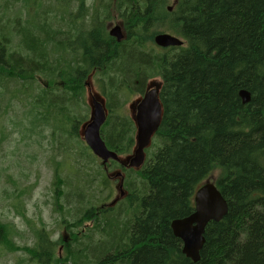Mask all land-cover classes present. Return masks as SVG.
<instances>
[{
    "label": "trees",
    "instance_id": "1",
    "mask_svg": "<svg viewBox=\"0 0 264 264\" xmlns=\"http://www.w3.org/2000/svg\"><path fill=\"white\" fill-rule=\"evenodd\" d=\"M16 1L13 7L10 0H0L7 17L13 12L15 21L8 26H15L10 38L17 40L16 45L10 38L0 40V75L18 81L17 91H34L32 101L40 110L30 112L27 131L45 130L56 141L61 139L62 158L73 162L75 182L69 181L66 188L70 199H81L68 215L74 212V220L83 226L98 221L95 228L85 227L80 239L71 232L60 259L56 243L52 246L43 231L37 232L29 260L264 264V0H175L172 12L167 8L170 0H93L96 9L91 13L83 7L84 0H55L50 6L44 0ZM112 13L123 24L120 43L105 30ZM64 25L72 32L68 37L60 34ZM158 34L178 37L184 44L160 49L153 43ZM92 70L103 84L102 73L116 76L110 80L113 90L101 86L109 114L100 135L120 156L130 153L135 136L134 124L119 112L120 97L130 90L142 93L150 78L162 81V118L154 149L139 171L124 170L127 197L121 217L107 209L98 211V218L94 204L88 203L91 194L85 197L92 162L77 138L88 118L82 104ZM37 73L60 83L50 86L47 80L44 89H36ZM241 90L249 93L248 104H242ZM60 132L64 138L58 137ZM98 170L101 194L111 182L101 167ZM214 170L219 171L214 184L228 210L221 221L206 226L200 260L193 263L181 254L170 223L193 211L194 192ZM55 183L59 196L57 187L65 183L57 174Z\"/></svg>",
    "mask_w": 264,
    "mask_h": 264
},
{
    "label": "rangeland",
    "instance_id": "2",
    "mask_svg": "<svg viewBox=\"0 0 264 264\" xmlns=\"http://www.w3.org/2000/svg\"><path fill=\"white\" fill-rule=\"evenodd\" d=\"M10 1L13 7L17 6L16 0ZM173 1L170 0V4ZM44 2L48 6L55 4V0H44ZM6 15V5L4 4L0 7V40L10 38L12 36L11 30L15 27L8 26L9 22L15 21L12 20L13 12L8 17ZM111 15L113 16V13ZM156 23L165 25L166 22L162 23L161 20H158ZM118 25H120L119 20H112L107 25V31ZM17 27L19 26L16 25V31ZM8 29L11 31L10 36H7ZM16 31L13 35H16ZM70 33L72 32L68 26L64 25L61 27L60 34L68 37ZM10 39L12 43L17 44V40L14 37ZM115 68L116 66L113 69ZM102 75H104V84L110 90H113L114 88L110 80L116 76L112 78V73L110 72L102 73ZM35 79L38 81V84L39 81L45 80L41 75H36ZM47 80H49L50 86L60 83V81L57 82L48 78ZM89 81L85 93L86 104L91 105L93 98L104 103L100 97L97 85L93 84V81L94 83L97 82L96 78H90ZM18 88V81L4 79L0 75V223L7 228L6 234L4 228L0 232V242H2L0 243V264H30L28 256L25 254V246H32L34 242L33 230L37 228H44L52 236L53 240L63 237V231L70 237V233L73 232L80 239L81 234L85 233V227L90 229V227L95 228V225H98V221L89 220L83 226L74 220V212H72V216L68 215V212L75 208L74 205H78L81 198L70 199L68 196V192L70 191L66 188L67 183L69 181L75 182V180H72L74 176L67 177L73 170H68L65 165L59 168L61 173L60 178H62L65 185L61 186V188L57 187V190L61 192H59V196L56 195V183L54 187L53 177L56 164L61 160L63 154V150L60 151L62 141L61 139L56 141L54 136L52 137L45 130L41 134L37 132L33 133L31 130L27 131V128H30L28 124L29 113H27L29 106L27 103L29 101V94H33L34 91H11ZM138 97L132 95L128 98L127 95L121 114L132 117L131 108L139 100ZM82 107H84L83 104ZM58 137H63L61 132L58 134ZM65 140L67 139L65 138ZM67 141L70 142V140ZM153 149L149 147L145 151L146 159L148 158V154L153 152ZM66 151L68 150L66 149ZM128 160L129 158L121 159L125 164H127ZM64 163L68 162L65 161ZM97 165L99 166L98 162ZM88 167L90 168L88 173L91 175L88 180L91 185L90 191L85 193V197L87 198L91 194L90 202L88 203L94 204L95 215L99 218L98 211L103 212L107 209H113V214H117L119 217L124 215V208L122 209L121 207L123 201L119 191L120 180L119 178L114 179L118 171L109 174L110 189H103L100 194L101 180L96 175L98 168L92 163H88ZM218 174L219 171L214 170L209 175L206 183H214ZM122 175L123 180L128 177L126 173ZM65 179L67 182H65ZM123 190L125 189L123 188ZM102 205L104 210L99 209ZM104 214H107V212ZM9 231L13 233L11 237ZM9 239L10 245L5 244ZM48 241L51 242L52 246L54 245L51 240L48 239ZM15 246L18 248H13ZM41 250L43 251V248ZM48 264L52 263L49 262ZM68 264L71 263L69 262Z\"/></svg>",
    "mask_w": 264,
    "mask_h": 264
},
{
    "label": "water",
    "instance_id": "3",
    "mask_svg": "<svg viewBox=\"0 0 264 264\" xmlns=\"http://www.w3.org/2000/svg\"><path fill=\"white\" fill-rule=\"evenodd\" d=\"M171 10V8L169 7ZM110 36L117 42L123 40L119 27H114ZM159 46L179 45V41L171 37L156 38ZM243 104H248L244 93L238 94ZM92 114L90 121L82 129V137L95 156L105 164L108 160L119 161L117 156L108 151L102 142L99 131L105 122L106 112L104 107L92 100ZM161 104L154 92H148L137 106L135 116L136 148L128 161L129 168H139L143 162V150L148 146L149 140L157 130L161 119ZM119 176V175H118ZM194 212L184 219L176 220L171 224V231L175 238L182 242L185 257L196 263L200 260L199 253L204 245V231L209 222H219L227 214V205L220 193L212 184L203 185L194 197Z\"/></svg>",
    "mask_w": 264,
    "mask_h": 264
},
{
    "label": "bare ground",
    "instance_id": "4",
    "mask_svg": "<svg viewBox=\"0 0 264 264\" xmlns=\"http://www.w3.org/2000/svg\"><path fill=\"white\" fill-rule=\"evenodd\" d=\"M122 6V5H121ZM190 6V5H189ZM123 7V6H122ZM182 10V9H181ZM129 11V10H128ZM168 11L170 12L171 10L168 8ZM151 18V17H150ZM155 21V20H154ZM102 22V21H101ZM177 23V22H176ZM177 26V25H176ZM67 27V26H66ZM6 30V29H5ZM8 33H9V29H8ZM9 36H10V33H9ZM15 36V35H14ZM58 36V35H57ZM163 37H171V38H173V39H175V40H177V41H179V45H175V46H172V45H167V46H159V45H157L156 43H155V39L156 38H163ZM15 38V37H14ZM124 39V38H123ZM121 41H123V40H121ZM120 41V42H121ZM5 43V42H4ZM10 43V42H9ZM153 43H154V45L156 46V47H158V48H160V49H168V48H178V47H182L183 46V41H181V39H179L178 37H175V36H172V35H169V34H158V35H156L154 38H153ZM2 44V43H1ZM11 44V43H10ZM3 46V45H2ZM14 47V46H13ZM15 51V50H14ZM175 51V50H174ZM163 53V52H162ZM171 55V54H170ZM239 93H244L245 95H246V97H247V102L248 101H250V95H249V93L248 92H246V91H244V90H241ZM238 93V94H239ZM239 96V95H238ZM53 97V96H52ZM240 98V97H239ZM43 100H45V98H43ZM48 102V101H47ZM242 102V101H241ZM43 103V102H42ZM243 104V103H242ZM38 105V104H37ZM42 106V105H41ZM45 106V105H44ZM68 106V105H67ZM48 116V115H47ZM117 178H119V180H120V185H119V191H120V197H121V191H123V189H122V181H123V175L122 174H120ZM116 178V179H117ZM207 184H213V183H207ZM194 201V200H193ZM194 209H195V202H194ZM194 209H193V211H194ZM184 219V218H183ZM178 220H181V219H178ZM174 221H176V220H174ZM174 221H172V222H174ZM172 222L170 223V229H171V224H172ZM212 222V221H211ZM172 232V231H171ZM173 235V234H172ZM174 236V235H173ZM181 246H182V244H181ZM181 254L185 257V255H184V253H183V248L181 247ZM173 263V262H172ZM171 263V264H172Z\"/></svg>",
    "mask_w": 264,
    "mask_h": 264
},
{
    "label": "flooded vegetation",
    "instance_id": "5",
    "mask_svg": "<svg viewBox=\"0 0 264 264\" xmlns=\"http://www.w3.org/2000/svg\"><path fill=\"white\" fill-rule=\"evenodd\" d=\"M96 76H97V73H96V71L95 70H92L91 72H90V74H89V77H88V79H90V78H96ZM100 88H101V86H103L104 84L102 83V81L101 82H99V81H97V82H95ZM136 85H138V84H136ZM159 87H160V83H159V81L157 80V79H152V80H148L146 83H145V85H144V87H143V92L142 93H137V95L142 99L145 95H146V93L148 92V91H158V89H159ZM1 227V226H0ZM3 228V227H2Z\"/></svg>",
    "mask_w": 264,
    "mask_h": 264
}]
</instances>
